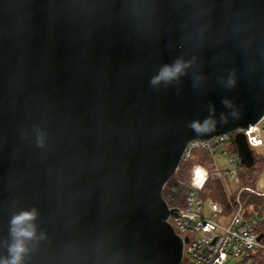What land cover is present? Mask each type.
<instances>
[{"label": "water", "instance_id": "water-1", "mask_svg": "<svg viewBox=\"0 0 264 264\" xmlns=\"http://www.w3.org/2000/svg\"><path fill=\"white\" fill-rule=\"evenodd\" d=\"M262 116L264 0H0V258L35 208L23 264H181L163 184L189 141L230 131L250 168L237 130Z\"/></svg>", "mask_w": 264, "mask_h": 264}, {"label": "built area", "instance_id": "built-area-1", "mask_svg": "<svg viewBox=\"0 0 264 264\" xmlns=\"http://www.w3.org/2000/svg\"><path fill=\"white\" fill-rule=\"evenodd\" d=\"M237 131L244 134L253 158L257 156L254 149L264 148V116ZM235 133L230 131L189 141L180 162L189 159L198 148L208 152L211 162L209 165L195 162L188 181L176 175L177 167L162 186L161 194L167 207L177 208V214H169L167 221L181 238L188 237L183 243L182 260L188 254L194 264H222L228 256L264 255V166L252 184L242 183L248 168L241 164L237 155ZM217 154L229 155L234 168L220 169L214 162ZM210 178L222 184L225 203L201 197L200 192ZM253 197L261 198L260 203L252 202ZM206 201L210 204L208 213L204 212ZM258 235H261L259 239Z\"/></svg>", "mask_w": 264, "mask_h": 264}, {"label": "clouds", "instance_id": "clouds-1", "mask_svg": "<svg viewBox=\"0 0 264 264\" xmlns=\"http://www.w3.org/2000/svg\"><path fill=\"white\" fill-rule=\"evenodd\" d=\"M189 65L190 62L186 63L181 59H177L173 64L163 65L158 74L151 78L150 84L156 86L161 82L170 83L173 80L179 79L180 76L185 74V69ZM223 103L231 107L228 100L223 101ZM221 120L226 122L227 118L221 114ZM190 127L193 131L200 134L214 130L215 121L210 116L203 123L200 121L191 122ZM38 215L37 209L33 208L31 210H22L11 217L9 222L11 242L8 244V256L0 258V264H23L24 257L29 251L28 243L38 239L37 226L34 223ZM43 235L41 233L39 238H43Z\"/></svg>", "mask_w": 264, "mask_h": 264}, {"label": "trees", "instance_id": "trees-1", "mask_svg": "<svg viewBox=\"0 0 264 264\" xmlns=\"http://www.w3.org/2000/svg\"><path fill=\"white\" fill-rule=\"evenodd\" d=\"M253 159H254L253 165L245 170V175L242 178L243 184H252L258 175L259 169L261 168L262 164H264V157L262 156L257 155L254 156ZM195 162H199L204 165H209V163L211 162V158L209 157V154L206 150L201 148L195 149L193 150L192 155L189 159L182 160L179 163L176 175L182 178L183 180L188 181L191 166ZM200 195L204 200L212 199L220 203L226 202V195L223 190V186L220 183V181L215 178H210L207 181L205 187L200 192ZM251 201L254 202L255 204H259L261 198L253 197ZM246 259H251L253 264H264V255H262L261 253H253L248 257L243 258L241 263ZM181 264H188V263H184V259H183Z\"/></svg>", "mask_w": 264, "mask_h": 264}, {"label": "rangeland", "instance_id": "rangeland-1", "mask_svg": "<svg viewBox=\"0 0 264 264\" xmlns=\"http://www.w3.org/2000/svg\"><path fill=\"white\" fill-rule=\"evenodd\" d=\"M254 151L258 154V155H262V157H264V148H256L254 149ZM214 162L215 164L220 168V169H233L234 166L231 163V159L229 155H222V154H217L214 158ZM262 166H264V164H262ZM261 166V168H262ZM261 168L258 171V174L261 170ZM231 185L232 187L234 186V181L233 179H231ZM210 209V204L206 201L204 203V212L208 213ZM243 256H228L226 261H224L222 264H253V262L251 261V259H246L244 260L242 263ZM184 263H188V264H194V260L188 255L185 254L184 256Z\"/></svg>", "mask_w": 264, "mask_h": 264}]
</instances>
